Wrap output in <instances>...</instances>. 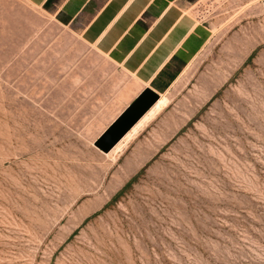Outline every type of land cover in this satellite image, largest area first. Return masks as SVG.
I'll return each mask as SVG.
<instances>
[{
	"label": "rangeland",
	"instance_id": "374dc122",
	"mask_svg": "<svg viewBox=\"0 0 264 264\" xmlns=\"http://www.w3.org/2000/svg\"><path fill=\"white\" fill-rule=\"evenodd\" d=\"M191 8L209 42L112 155L94 141L136 80L0 0V264H264V0Z\"/></svg>",
	"mask_w": 264,
	"mask_h": 264
},
{
	"label": "crops",
	"instance_id": "0c3cea01",
	"mask_svg": "<svg viewBox=\"0 0 264 264\" xmlns=\"http://www.w3.org/2000/svg\"><path fill=\"white\" fill-rule=\"evenodd\" d=\"M27 1L75 26L84 43L140 85L110 124L144 88L160 95L176 85L211 37L192 12V0Z\"/></svg>",
	"mask_w": 264,
	"mask_h": 264
},
{
	"label": "water",
	"instance_id": "95a60500",
	"mask_svg": "<svg viewBox=\"0 0 264 264\" xmlns=\"http://www.w3.org/2000/svg\"><path fill=\"white\" fill-rule=\"evenodd\" d=\"M159 94L144 88L119 116L97 137L94 146L107 153L155 104Z\"/></svg>",
	"mask_w": 264,
	"mask_h": 264
},
{
	"label": "bare ground",
	"instance_id": "6f19581e",
	"mask_svg": "<svg viewBox=\"0 0 264 264\" xmlns=\"http://www.w3.org/2000/svg\"><path fill=\"white\" fill-rule=\"evenodd\" d=\"M139 86L140 85L137 83V86L133 91L135 90L137 91L139 89ZM168 101L169 99L166 96V92L161 93L155 104L134 124V126L106 154L121 155L124 152V150L128 147L130 142L133 139H135L142 130H144L148 122L152 120L164 107L167 106Z\"/></svg>",
	"mask_w": 264,
	"mask_h": 264
},
{
	"label": "trees",
	"instance_id": "16d2710c",
	"mask_svg": "<svg viewBox=\"0 0 264 264\" xmlns=\"http://www.w3.org/2000/svg\"><path fill=\"white\" fill-rule=\"evenodd\" d=\"M130 181H131V180H130ZM130 181H129L128 183H130ZM128 183H127V184H128Z\"/></svg>",
	"mask_w": 264,
	"mask_h": 264
}]
</instances>
